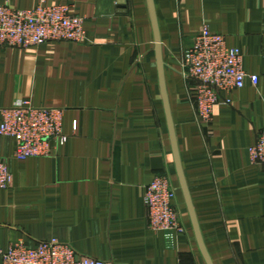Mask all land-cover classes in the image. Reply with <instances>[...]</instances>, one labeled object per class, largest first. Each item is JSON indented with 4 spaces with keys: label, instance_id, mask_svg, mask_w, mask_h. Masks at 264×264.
I'll use <instances>...</instances> for the list:
<instances>
[{
    "label": "crops",
    "instance_id": "0c3cea01",
    "mask_svg": "<svg viewBox=\"0 0 264 264\" xmlns=\"http://www.w3.org/2000/svg\"><path fill=\"white\" fill-rule=\"evenodd\" d=\"M49 1L84 18L86 40L0 45V124L1 108L28 100L63 108L69 138L53 156L17 160L15 139L0 134V159L13 176L0 189V246L58 240L110 264H208L181 186L170 114L213 264H264V164L249 154L264 128V0H153L160 54L148 0ZM205 24L259 76L258 85L222 92L231 103L216 105L208 123L197 115L199 83L181 63ZM158 175L177 188L183 232L173 246L150 226L143 197Z\"/></svg>",
    "mask_w": 264,
    "mask_h": 264
},
{
    "label": "built area",
    "instance_id": "2783aa9c",
    "mask_svg": "<svg viewBox=\"0 0 264 264\" xmlns=\"http://www.w3.org/2000/svg\"><path fill=\"white\" fill-rule=\"evenodd\" d=\"M59 40H86L84 18L73 15L70 4L40 0L35 8L0 5L1 46L29 47ZM181 63L184 76L199 83L195 99L197 115L203 123L212 120L216 105L231 103L222 97V92L259 84V76L245 70L241 50L229 46L225 35L213 32L206 24L183 51ZM1 114L0 134L15 139L17 160L53 156L69 138L63 128V108L22 100L1 108ZM249 154L252 163L264 164V128ZM12 179L8 161L0 159V189L8 188ZM176 195L177 188L169 176L158 175L143 196L150 226L163 232L168 246H173L176 235L183 232L180 213L174 206ZM0 258L4 264H110L82 256L70 244L58 240L41 241L34 247L23 242L7 249L0 246Z\"/></svg>",
    "mask_w": 264,
    "mask_h": 264
},
{
    "label": "water",
    "instance_id": "95a60500",
    "mask_svg": "<svg viewBox=\"0 0 264 264\" xmlns=\"http://www.w3.org/2000/svg\"><path fill=\"white\" fill-rule=\"evenodd\" d=\"M119 2H120V4H125L126 0H120ZM148 2H149L151 14H152V20H153L154 28H155V32H156L157 49H158V53L160 54V44H159L160 37H159V34H158L154 3H153V0H148ZM162 70H163V66H162V62H161V58H160V76H161V83H162L164 96H165L163 71ZM165 100H166V106L168 108V103H167V97L166 96H165ZM168 113H169V111H168ZM169 120H170L169 122H170V131H171L172 145H173V150H174V154H175V157H176V164H177V168H178V174H179V178H180L182 189L184 191V194L186 196V200H187V203H188V206H189V211H190V214L192 216V219H193V222H194V225H195V228H196L197 239H198L200 248L202 250V253H203L207 263L208 264H213L208 252L206 251V248L204 246L202 237L200 235V231H199V228H198L195 212H194V209H193V206H192V203H191L188 187H187V184H186L184 173L182 171V166H181L180 157H179V153H178L177 142H176V138H175L174 129H173V126H172V121H171V118H170V114H169Z\"/></svg>",
    "mask_w": 264,
    "mask_h": 264
}]
</instances>
